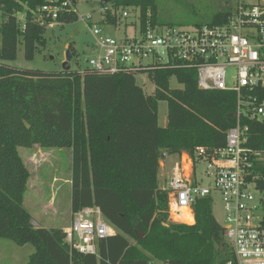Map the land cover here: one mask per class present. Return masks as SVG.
Segmentation results:
<instances>
[{"label": "trees", "instance_id": "16d2710c", "mask_svg": "<svg viewBox=\"0 0 264 264\" xmlns=\"http://www.w3.org/2000/svg\"><path fill=\"white\" fill-rule=\"evenodd\" d=\"M44 3L0 0V238L33 245L25 264H226L232 251L212 215L210 199L196 201L194 224L173 222L158 176L166 155L185 152L193 157L198 146L225 145L226 132L236 123L235 94L200 89L196 70L177 65L122 73L88 67L43 73L9 66L19 42L27 60L45 46L46 23L35 19ZM102 4L108 6L101 13L102 25H118L126 8H139L141 23L150 10L152 24H160L154 0ZM226 14L218 11L213 22ZM76 20L72 10L57 18L59 26ZM69 47L73 58L76 52ZM140 72L153 82L152 93L136 84ZM172 77L178 87H171ZM159 101L167 104L165 125L159 124ZM240 122L248 125L247 145L264 153V122L244 117ZM34 144L71 150L72 213L99 206L116 229L99 242L97 256L70 249L64 226L32 223L22 205L28 172L17 148ZM250 180L264 191V155Z\"/></svg>", "mask_w": 264, "mask_h": 264}, {"label": "built area", "instance_id": "2783aa9c", "mask_svg": "<svg viewBox=\"0 0 264 264\" xmlns=\"http://www.w3.org/2000/svg\"><path fill=\"white\" fill-rule=\"evenodd\" d=\"M225 5L224 20L195 26L152 24L150 10L143 24L139 8L123 9L120 20L132 16L129 25L136 34L95 39L98 51L88 59V68L122 73L177 65L196 70L200 89L235 94L236 123L227 130L225 145L198 146L193 157L185 152L176 155L161 188L171 213L185 211L191 216L190 223L181 221L187 224L195 222L196 201L209 198L212 204L216 194L222 205L223 235L232 251L226 264H264V203L255 196L262 191L250 180L254 164L264 153L247 145L248 125L240 122L243 117L264 122V0H230ZM75 6L73 0H45L35 19L53 28L64 12H76ZM102 8L101 13L108 9ZM16 16L23 20L22 13ZM99 32L92 30L94 36ZM228 68L234 69L231 84ZM63 232L70 249L97 256L99 242L114 236L116 229L99 206L91 205L73 212Z\"/></svg>", "mask_w": 264, "mask_h": 264}, {"label": "rangeland", "instance_id": "374dc122", "mask_svg": "<svg viewBox=\"0 0 264 264\" xmlns=\"http://www.w3.org/2000/svg\"><path fill=\"white\" fill-rule=\"evenodd\" d=\"M225 1L229 2L230 0H154L156 21L162 25L175 26L210 23L218 11L227 9ZM75 7L77 20L62 26L55 25L53 28H47L45 46L35 53L33 59H25L23 44L19 42L16 58L7 61L6 64L18 69L55 73L63 70L62 64L66 51L72 45L76 54L71 58L69 70H83L88 67V59L98 51L95 39L106 36L131 37L137 32L134 27L129 25L133 19L132 16L121 19L118 25L100 24L103 9L102 0H77ZM88 15H90L89 19H87ZM93 28L100 31L95 36L92 34ZM233 74L234 69L228 68V84L232 83ZM135 81L145 93L153 92L154 84L147 74H136ZM169 83L171 87L179 86L173 77ZM166 115V101H159L158 119L160 125H165ZM17 151L28 172L22 205L29 212L32 223L45 228L68 225L72 215L71 150L57 147L43 148L34 144L30 147L20 146ZM175 159L176 155H166L163 167L159 164L160 186L165 184V177L170 172ZM199 167H205V165L201 164ZM255 196H261L264 203V191L256 193ZM214 198L211 212L216 221L223 225L222 205L216 194H214ZM167 210L171 221L182 223L172 215L173 212L171 213L169 207ZM129 241L133 242V239L129 238ZM33 251L34 247L30 243L17 245L8 239L0 238V264H25ZM155 264L165 263L156 261Z\"/></svg>", "mask_w": 264, "mask_h": 264}, {"label": "bare ground", "instance_id": "6f19581e", "mask_svg": "<svg viewBox=\"0 0 264 264\" xmlns=\"http://www.w3.org/2000/svg\"><path fill=\"white\" fill-rule=\"evenodd\" d=\"M172 215L178 220V221H183V222H188L190 223L192 221V218L189 214H187L185 211H183L180 215L175 214L174 212Z\"/></svg>", "mask_w": 264, "mask_h": 264}, {"label": "water", "instance_id": "95a60500", "mask_svg": "<svg viewBox=\"0 0 264 264\" xmlns=\"http://www.w3.org/2000/svg\"><path fill=\"white\" fill-rule=\"evenodd\" d=\"M71 58H72L71 52L69 49H67L66 54H65V60L62 64L64 71H68L70 69Z\"/></svg>", "mask_w": 264, "mask_h": 264}, {"label": "crops", "instance_id": "0c3cea01", "mask_svg": "<svg viewBox=\"0 0 264 264\" xmlns=\"http://www.w3.org/2000/svg\"><path fill=\"white\" fill-rule=\"evenodd\" d=\"M65 226H67V225H65ZM65 226H64V227H65Z\"/></svg>", "mask_w": 264, "mask_h": 264}]
</instances>
